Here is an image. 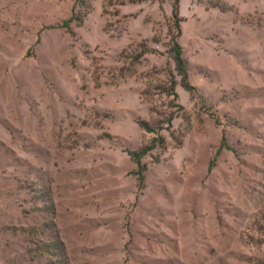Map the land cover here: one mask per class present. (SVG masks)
<instances>
[{"label":"rangeland","instance_id":"1","mask_svg":"<svg viewBox=\"0 0 264 264\" xmlns=\"http://www.w3.org/2000/svg\"><path fill=\"white\" fill-rule=\"evenodd\" d=\"M175 1L0 0V264H264V0L180 1L178 99Z\"/></svg>","mask_w":264,"mask_h":264},{"label":"trees","instance_id":"2","mask_svg":"<svg viewBox=\"0 0 264 264\" xmlns=\"http://www.w3.org/2000/svg\"><path fill=\"white\" fill-rule=\"evenodd\" d=\"M180 1L181 0H176L173 4V27L175 29V34L171 37L170 41V52L172 54L174 70L176 73L175 77L179 78V82L175 78H173L170 81V85H168V87L163 88L167 96L173 97L174 99H178L179 97L178 93L175 90L178 84H180L181 87L190 94L197 92V88L194 87L190 82L188 62L184 57L183 49L178 41L181 36L180 24L182 21L179 17ZM73 20L74 19L72 18L70 20L65 21L64 26L66 28H69ZM145 52H147V49H145L142 53L136 55L134 57L135 62H138ZM131 58H133V56ZM179 108L183 109L181 105L179 106ZM174 119L175 117L171 115L166 118H161L153 121L139 120L138 123L139 126L146 132L157 134L164 130H171ZM164 143V138L160 135V137L154 138L151 144H149L148 146H144L138 150L129 152L132 161L137 165L136 175L138 176V180L140 183H142L144 180V172L146 168V166L143 164V159L147 155H149L153 150H155L158 146H161Z\"/></svg>","mask_w":264,"mask_h":264}]
</instances>
